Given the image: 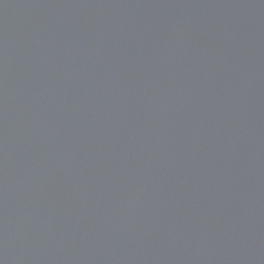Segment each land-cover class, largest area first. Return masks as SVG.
Instances as JSON below:
<instances>
[{
    "label": "water",
    "instance_id": "95a60500",
    "mask_svg": "<svg viewBox=\"0 0 264 264\" xmlns=\"http://www.w3.org/2000/svg\"><path fill=\"white\" fill-rule=\"evenodd\" d=\"M0 264H264V0H0Z\"/></svg>",
    "mask_w": 264,
    "mask_h": 264
}]
</instances>
